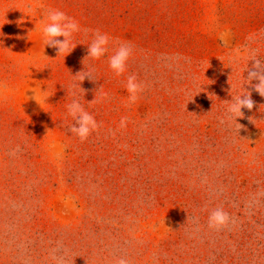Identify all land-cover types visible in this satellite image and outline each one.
Wrapping results in <instances>:
<instances>
[{
    "label": "rangeland",
    "instance_id": "obj_1",
    "mask_svg": "<svg viewBox=\"0 0 264 264\" xmlns=\"http://www.w3.org/2000/svg\"><path fill=\"white\" fill-rule=\"evenodd\" d=\"M49 10L80 26L65 58L44 47ZM97 29L109 44L93 60ZM120 45L132 51L117 76ZM254 58L264 0H0V264H264ZM129 75L144 86L134 104ZM245 91L255 106L239 130L225 114ZM73 99L100 125L83 142L68 131ZM216 208L231 217L221 229L208 226Z\"/></svg>",
    "mask_w": 264,
    "mask_h": 264
},
{
    "label": "clouds",
    "instance_id": "obj_2",
    "mask_svg": "<svg viewBox=\"0 0 264 264\" xmlns=\"http://www.w3.org/2000/svg\"><path fill=\"white\" fill-rule=\"evenodd\" d=\"M47 20L48 23H46L42 28L44 47L48 46L55 49L56 57L63 54L65 58L76 47V45L71 43V37L73 36V33L80 31V26L74 18L59 10H49L47 12ZM59 37H63L64 39L61 41ZM108 44L109 36L107 34H102L98 29L95 30L92 42L88 45L86 58H91L93 60L100 59L107 53ZM131 51L130 47L120 45L115 51V54L109 58V66L117 76L122 75L126 71V63L131 55ZM251 61L254 63L251 68H248L246 79L249 83L257 81L252 86L260 96L264 97V61L257 58H254ZM73 76L77 77L80 83L83 82L85 78L94 81L91 72L81 71ZM35 89L32 90L34 92L32 99H35V101L41 106L38 96L40 93H45L46 91H42L40 89V92L38 93ZM125 89L129 94V104H134L138 100L139 94L144 91V86L137 81L135 75H129L127 77ZM5 90L6 88L4 83L0 81V94H2ZM98 91L100 92V101L109 99L108 93L103 92L100 88ZM47 98L48 97H44L43 99L47 100ZM91 102H98L97 97L95 96V99ZM254 106L255 101L251 97V92L245 91L244 94L232 97L231 101H229L225 119L235 120L240 130L243 126L237 122L238 118H244L243 110L247 109L248 111H251ZM67 113L74 121V123L68 127V131L79 137L81 142L87 140L91 133L98 130L100 127L94 116L84 109L78 99H73L71 103L67 105ZM126 123L127 118L122 117L120 126L124 127L126 126ZM18 151H20L19 146L11 150L9 155L14 156ZM230 220L231 217L229 213L224 211L223 208H216L212 210L208 216V226L214 229H221L227 226ZM58 264H63L62 259L58 260ZM116 264H130V261L121 257L117 259Z\"/></svg>",
    "mask_w": 264,
    "mask_h": 264
}]
</instances>
